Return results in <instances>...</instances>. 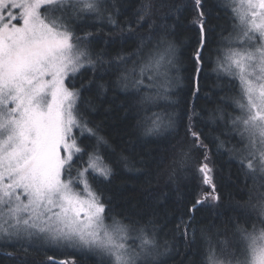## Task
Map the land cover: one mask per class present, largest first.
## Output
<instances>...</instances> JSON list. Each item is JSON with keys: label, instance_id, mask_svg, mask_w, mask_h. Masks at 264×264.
Wrapping results in <instances>:
<instances>
[{"label": "snow or ice", "instance_id": "obj_1", "mask_svg": "<svg viewBox=\"0 0 264 264\" xmlns=\"http://www.w3.org/2000/svg\"><path fill=\"white\" fill-rule=\"evenodd\" d=\"M132 6V19L121 24L126 0H0V247L71 250L73 259L59 264H76V255L95 264H173L181 248V264H264V0H219L215 8L230 22L219 32L208 0ZM186 12L195 43L191 69L180 77L170 37ZM170 17L177 23H167ZM104 26L121 33L105 43L132 40L134 47L106 58L93 46ZM209 68L218 100L198 110ZM109 73L115 79L103 82ZM183 79L192 103L173 99ZM234 85L239 92L229 95ZM112 88L136 112V134L165 143V154L143 160L122 151L115 158L112 141L89 119L86 95ZM209 125L218 134L205 131ZM218 155L245 177L243 203L229 204L234 214L226 218ZM193 162L208 190L185 204L179 240L161 239L157 219L118 213L101 188L116 166L155 165L171 179ZM205 213L213 214L208 223L198 219Z\"/></svg>", "mask_w": 264, "mask_h": 264}, {"label": "trees", "instance_id": "obj_2", "mask_svg": "<svg viewBox=\"0 0 264 264\" xmlns=\"http://www.w3.org/2000/svg\"><path fill=\"white\" fill-rule=\"evenodd\" d=\"M218 2L219 0H208L209 7L213 9V23L220 26L217 29L219 32L223 28H228L230 22L225 18L223 12H218L215 8ZM126 3L129 11L123 12L122 10L121 24L126 23L133 17L134 7L132 5L135 4V0H126ZM160 11L166 14L168 9L164 8ZM217 14L220 17L219 19H216ZM190 15V12H186L180 17L183 26L178 28L176 36L170 37L176 43L177 57L181 61L178 65L180 77H186L191 69L190 57L192 55V45L195 43V32L187 26ZM167 23H177V21L170 17ZM97 34L100 38L94 42L93 46L97 51L106 53V58L116 56L118 53L126 52L134 47V41L132 40L127 43L123 41H117L115 44L105 43L109 35L113 37L121 35L118 31H110L108 26L102 27ZM215 47L216 45L213 44V48ZM86 75L91 78L92 73H86ZM207 75L208 78L201 81L200 95L202 98L196 102L198 110H212L218 100L216 92L219 89H215L216 74L209 68ZM114 79L115 77L111 73L104 74L103 82L108 83ZM173 91L177 93L173 97L175 101L181 102L188 98L189 103H192L191 98L188 97L189 81L187 79H183ZM228 94L237 95L238 87L234 85L232 91ZM86 95L91 100L94 108L89 119L98 125L103 134L112 141L113 146L116 148V159L119 158L122 151L143 160H150L152 156L165 154V143H158L154 138L142 137L136 134L138 131L136 129L138 117L130 107L124 106L128 103V98L124 93L112 88L100 95H97L95 90L86 93ZM201 127H204V125L202 124ZM205 131L212 135L218 134L213 132L211 125L205 128ZM180 135H183V131ZM209 147H213L211 143H209ZM213 159L216 163L217 191L224 196L225 208L221 211H223L226 218L234 214L227 210L229 204L243 203L241 196L245 188L243 182L245 177L239 165L232 162L227 155L214 156ZM137 167L140 171H128L123 165L116 166L111 181L101 185L102 190L107 197L111 198L112 204L118 213L131 216L134 219H139L141 216L157 219L163 228L161 239L171 238L173 234H176L177 240H179L177 226L180 224V217L183 215L185 204L191 201L194 195L198 196L208 190L206 186L200 183L199 174L195 172V162H193L192 170H180L171 179L163 172L158 175L155 165L148 168L143 165H137ZM161 193L166 194V198L159 200L158 197ZM211 215L213 214L205 213L198 219L208 223V217ZM185 255L186 250L181 248L173 256V264H181ZM49 257L52 258L50 264H59L60 261L73 259L71 250L56 246L46 247L39 253L31 248L20 246L0 247V264H24L25 261H27V264H45ZM75 259L76 264H95L93 259L86 256L81 258L76 255Z\"/></svg>", "mask_w": 264, "mask_h": 264}, {"label": "rangeland", "instance_id": "obj_3", "mask_svg": "<svg viewBox=\"0 0 264 264\" xmlns=\"http://www.w3.org/2000/svg\"><path fill=\"white\" fill-rule=\"evenodd\" d=\"M238 92H239V88H238Z\"/></svg>", "mask_w": 264, "mask_h": 264}]
</instances>
